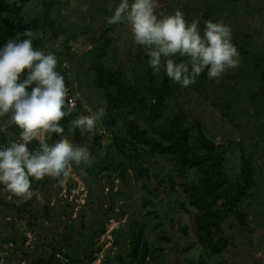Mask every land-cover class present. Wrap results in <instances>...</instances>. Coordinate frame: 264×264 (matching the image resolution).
I'll return each mask as SVG.
<instances>
[{
    "label": "rangeland",
    "instance_id": "rangeland-1",
    "mask_svg": "<svg viewBox=\"0 0 264 264\" xmlns=\"http://www.w3.org/2000/svg\"><path fill=\"white\" fill-rule=\"evenodd\" d=\"M46 1L29 0L24 4L14 35L31 29L34 38L42 39L41 50L56 56L57 66L66 73L70 97L86 114L105 106L104 99L90 80L87 54L93 39L103 28L111 29L108 32L111 46L105 64L122 70L130 82L137 77L144 78L150 67L143 46L134 43L127 25L106 24L120 0H51L49 17L45 19ZM158 5L157 14H172L180 9L187 22L198 20L201 34L208 8L212 10L209 18L213 22H224L231 27L232 43L240 54L239 67L226 71L220 78L211 79L202 93L173 82L174 95L169 109L172 112L182 109L189 123L199 121L206 136L224 158L231 178L239 173L242 155L249 157L254 167L255 186L241 203L247 228L226 224L224 230L229 246L218 256L205 257L207 264H264V81L241 56L245 51L258 58L264 56V0H239L228 8L213 0H158ZM162 71L154 72L157 79ZM105 118L91 133H80V145L88 147L90 152L97 151L96 156L91 153L95 164L107 151L115 152L113 131L106 127ZM94 136H100V140L90 148ZM66 137L74 140L71 132ZM160 165L165 164L160 162ZM187 180L196 181L192 171ZM159 185L160 190L156 191L157 181L151 179L147 182L148 188H144L133 179L123 182L117 173L110 171H102L92 179L89 174L81 176L76 168L64 185L49 177L39 181L32 179V188L38 192L37 201L47 206V218L42 228L53 239L54 245L62 244L57 241L61 236L75 233V240L69 241V249L76 254L75 248L79 252L84 243L90 244L89 233L80 238L78 232H85L84 229L95 220L101 221L105 224V231L94 240L101 249L92 263L100 264L107 252L114 256L119 251L130 220L150 219L146 239L149 244L155 243L159 247L161 264H198L202 250L196 244L191 217L176 203L179 200L186 208L184 196L177 187L176 195L173 192L166 195L172 186L167 180ZM163 185L167 188L162 193ZM13 196L0 185V200L11 202L15 200ZM155 202H160L159 208L153 204ZM36 213H15L0 205V264H29L35 250L42 255L46 253L47 238L44 234L35 235L27 227V222L32 221ZM103 214L105 217L101 219ZM156 223L161 224L158 230L153 229ZM164 231L167 237L159 239Z\"/></svg>",
    "mask_w": 264,
    "mask_h": 264
},
{
    "label": "trees",
    "instance_id": "trees-1",
    "mask_svg": "<svg viewBox=\"0 0 264 264\" xmlns=\"http://www.w3.org/2000/svg\"><path fill=\"white\" fill-rule=\"evenodd\" d=\"M28 1L0 0V48L10 38L15 37V25L21 21L24 4ZM213 1L228 8L239 0ZM51 3V0L44 3L45 19L49 17ZM211 12L209 8L206 10L204 21L211 20ZM110 30L109 27L102 29L99 36L93 39L92 48L87 54L90 80L105 101L104 121L106 127L113 131L112 146L115 152L107 151L100 156L97 164L92 163L91 167L86 168V172L92 179L102 171L115 172L123 182L133 179L144 188H148V181L155 179L156 191L161 186L160 182L167 180L171 183L168 191L167 186L163 185L161 192L166 191V195L173 192L176 195L179 190L184 196V202L190 211L179 200L176 202L177 207H181L191 217L196 244L202 250L198 264H207L205 257L218 256L229 246L224 230L226 224H233L240 229L247 228V218L241 203L255 186L252 161L245 155L240 156L238 175L231 178L227 174L224 158L217 151L214 142L206 136L199 121L189 123L182 109L170 111L169 105L174 95L173 81L167 77L165 71L157 79L152 69L148 68L144 78L137 77L130 82L122 70L108 67L105 59L111 46V39L108 37ZM42 42L41 38H33V47L41 49ZM241 56L249 62L254 72H259L256 76L260 75V79L264 81V56L258 58L246 51ZM175 59L180 61L179 57ZM56 70L64 76L68 86L66 73L58 66ZM26 76L27 70L22 73L21 80ZM210 80L205 69L190 87L194 92L202 93ZM77 113L86 114L76 105L73 116L65 117L60 123L64 128L63 135L73 133L72 142L80 145V131H70V121ZM10 131L18 134L19 129L12 127ZM58 138L57 134H52L49 142L52 143ZM99 140L100 136H94L90 148H94ZM5 142L3 134H0V144ZM36 146L38 145L35 141L29 145L30 148ZM91 153L97 155L96 150ZM116 156H119L118 160ZM160 162L165 165H160ZM190 171L195 174V182L187 180ZM13 197L15 200L11 202L0 200V205L6 211L15 213L37 212L33 220L27 222V227L35 235L44 234L49 242L46 253L42 255L35 250L29 264H92L96 260L101 248L100 245H95L94 240L104 233L105 224L95 220L90 227L84 229L85 232L79 231L80 238L84 233H89L90 244L84 243L79 252L75 248L76 254H72L69 241L75 240V233L61 236L57 241L60 240L62 244L54 245L53 239L42 228L44 219L47 218V206L37 201L36 196L28 201ZM153 204L160 207V202ZM104 217V214L100 216L101 219ZM151 222L150 219L130 220L127 223V235L119 245V251L114 256L107 252L100 264H161L159 247L155 243L149 244L146 239V230ZM160 227L159 223L153 225L154 230ZM158 237L166 238L167 234L164 231Z\"/></svg>",
    "mask_w": 264,
    "mask_h": 264
},
{
    "label": "clouds",
    "instance_id": "clouds-1",
    "mask_svg": "<svg viewBox=\"0 0 264 264\" xmlns=\"http://www.w3.org/2000/svg\"><path fill=\"white\" fill-rule=\"evenodd\" d=\"M158 6V0H120L106 19L107 25H127L134 43L143 46L153 72L163 70L186 88L205 69L209 79H216L239 67L240 54L229 25L207 20L201 34L198 20L187 22L180 9L157 14ZM33 38V31L25 29L0 48V134L6 141L0 144V185L24 201L38 196L33 178L49 177L64 185L74 168L87 176L85 169L94 159L88 147L63 135L60 122L73 116L76 101L69 98L65 78L56 70V56L34 48ZM25 70L27 76L21 80ZM105 115L104 107L87 115L77 113L70 131L91 133ZM12 127L19 129L18 134L10 131ZM52 134L59 138L50 143ZM34 141L38 146L30 148Z\"/></svg>",
    "mask_w": 264,
    "mask_h": 264
},
{
    "label": "built area",
    "instance_id": "built-area-1",
    "mask_svg": "<svg viewBox=\"0 0 264 264\" xmlns=\"http://www.w3.org/2000/svg\"><path fill=\"white\" fill-rule=\"evenodd\" d=\"M69 98H71V99H74V98H72V97H69ZM75 100V99H74ZM76 101V100H75Z\"/></svg>",
    "mask_w": 264,
    "mask_h": 264
}]
</instances>
